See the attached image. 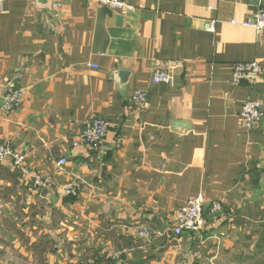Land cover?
Masks as SVG:
<instances>
[{"label":"crops","instance_id":"crops-1","mask_svg":"<svg viewBox=\"0 0 264 264\" xmlns=\"http://www.w3.org/2000/svg\"><path fill=\"white\" fill-rule=\"evenodd\" d=\"M124 2L0 0V143L48 184L0 161V264H264V127L240 119L247 101L264 107V34L232 24L264 0ZM253 61L262 71L233 85V66ZM156 70L173 84L154 85ZM11 87L26 97L5 115ZM96 118L110 124L99 151L73 149ZM200 193L203 231L174 237Z\"/></svg>","mask_w":264,"mask_h":264},{"label":"built area","instance_id":"built-area-1","mask_svg":"<svg viewBox=\"0 0 264 264\" xmlns=\"http://www.w3.org/2000/svg\"><path fill=\"white\" fill-rule=\"evenodd\" d=\"M97 4L107 6L113 10L128 11L131 9L124 0H92ZM56 7H59L58 5ZM210 10L213 7H209ZM218 22L216 20L207 21L205 31L208 33H216ZM232 24H240L243 27L254 29L258 34H264V7L259 8L253 16L252 20L238 23L233 21ZM262 71L261 65L257 61L236 63L233 66V85H239L245 80H250ZM174 77L172 71L156 70L152 76L154 85H172ZM26 90L11 87L7 90L3 97L2 112L8 115L19 108L24 98ZM132 102L137 106V110L143 112L149 107V94L146 91L138 90L132 95ZM240 119L246 129L256 127L261 120L264 119V107L260 103L247 101L242 106ZM110 130V124L101 118L92 119L85 126L82 133L77 136L72 142L73 149L84 148L90 151H99L102 143L105 141ZM11 160L26 178H32L35 186L45 188L47 182L40 175L32 177L30 168L27 165L26 157L16 153L11 145L0 143V161ZM67 158H62L58 167H63L67 164ZM79 183L78 181L70 182L63 188L65 196L78 197ZM205 204L206 197L204 193H200L194 198H191L181 207L176 215V225L170 230L176 238L181 237L184 233L199 234L205 227ZM210 211L212 214H219L223 211L222 202H214L211 204ZM140 237L147 241L152 239V232L148 228H144L140 232Z\"/></svg>","mask_w":264,"mask_h":264},{"label":"water","instance_id":"water-1","mask_svg":"<svg viewBox=\"0 0 264 264\" xmlns=\"http://www.w3.org/2000/svg\"><path fill=\"white\" fill-rule=\"evenodd\" d=\"M258 125H260L261 127H264V119L261 120L260 123H259ZM263 156H264V149H263ZM262 168L264 169V161H263Z\"/></svg>","mask_w":264,"mask_h":264},{"label":"rangeland","instance_id":"rangeland-1","mask_svg":"<svg viewBox=\"0 0 264 264\" xmlns=\"http://www.w3.org/2000/svg\"><path fill=\"white\" fill-rule=\"evenodd\" d=\"M209 21V20H208ZM206 24H207V21H206ZM206 24H205V28H206ZM254 30V29H253ZM258 62V61H257Z\"/></svg>","mask_w":264,"mask_h":264},{"label":"trees","instance_id":"trees-1","mask_svg":"<svg viewBox=\"0 0 264 264\" xmlns=\"http://www.w3.org/2000/svg\"><path fill=\"white\" fill-rule=\"evenodd\" d=\"M75 199V198H74Z\"/></svg>","mask_w":264,"mask_h":264}]
</instances>
